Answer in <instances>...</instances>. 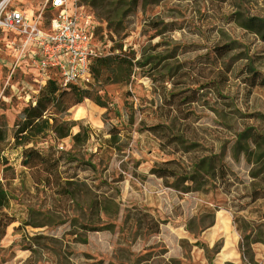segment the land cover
I'll list each match as a JSON object with an SVG mask.
<instances>
[{"label":"rangeland","instance_id":"374dc122","mask_svg":"<svg viewBox=\"0 0 264 264\" xmlns=\"http://www.w3.org/2000/svg\"><path fill=\"white\" fill-rule=\"evenodd\" d=\"M23 1L31 8L45 0ZM89 6L97 37L132 61L133 74L104 87L106 107L86 99L82 115L78 106L71 110L73 133L86 127L87 143L53 136L43 142L56 155L73 154L66 165L78 175L72 195L57 194L52 176L22 167L21 151L6 148L16 174L4 180L0 164L11 201L0 210V264H264V158L248 162L232 150L246 129H264V109L250 108L264 94L247 84L252 58L264 75V47L223 20L236 11L264 18V0H89ZM16 41L0 33V114L9 128L45 96ZM208 52L220 59L217 70L200 65ZM227 68L245 73L233 80ZM106 123L115 128L111 141ZM196 163L204 166L193 174ZM36 235L52 240L39 246Z\"/></svg>","mask_w":264,"mask_h":264},{"label":"trees","instance_id":"16d2710c","mask_svg":"<svg viewBox=\"0 0 264 264\" xmlns=\"http://www.w3.org/2000/svg\"><path fill=\"white\" fill-rule=\"evenodd\" d=\"M237 8H240V6L238 5ZM223 20L224 24H236L238 27L249 31L257 40L263 43L264 47V18L236 11L223 17ZM199 50L201 48L193 46L192 51ZM200 58L202 59L200 65L212 69V71L217 70L221 66L220 59L209 52ZM254 63L255 60L252 58L250 64L247 65L251 71L247 84L257 89L258 92L262 90V94H264V75L256 69ZM133 71L134 66L129 58L111 55L97 60L92 67L91 78L96 80L94 87L71 85L68 88H62L55 80H50L44 87L45 96L43 99L26 105L19 115V120L15 127L9 128L6 116L0 114V164L4 166L3 179L6 181L15 179L16 171L10 165L7 157L3 155L6 148L11 145L12 149L21 151L22 167L28 169L40 168L43 172L53 177V184L57 194L72 195V188L78 182V175L76 173L69 175L66 165L73 158V154L56 155L52 151L54 147L43 142L47 137L53 136L57 141L72 137L75 146L87 143L89 130L86 127H81L76 134L73 133L76 123L69 118L71 110L80 106L86 99L92 100L100 107H106L100 94L104 87L130 79ZM227 71L231 73L233 80L242 77L245 73V69H241L237 73H233L228 68ZM106 127H108V133L111 135V141L116 137L115 128L107 123ZM41 144H44L45 149L40 148ZM232 150L236 156L243 153L248 162H251L254 158H256L257 162L261 161L264 158V129H246L243 133L237 135ZM203 166V163L194 164L193 174ZM206 168L211 175L213 169L211 162L206 165ZM7 174H10V177ZM258 176L259 173H253L252 178L255 179ZM10 204V193L0 181V210L9 208ZM83 228L89 231L95 230L93 228ZM35 240L41 246V240L52 239L36 235ZM82 240L87 242L86 239L80 238V241Z\"/></svg>","mask_w":264,"mask_h":264},{"label":"built area","instance_id":"2783aa9c","mask_svg":"<svg viewBox=\"0 0 264 264\" xmlns=\"http://www.w3.org/2000/svg\"><path fill=\"white\" fill-rule=\"evenodd\" d=\"M0 33L16 36L20 58L36 69L42 84L86 85L99 59L113 55L97 37L89 0H45L31 8L23 0H0Z\"/></svg>","mask_w":264,"mask_h":264},{"label":"bare ground","instance_id":"6f19581e","mask_svg":"<svg viewBox=\"0 0 264 264\" xmlns=\"http://www.w3.org/2000/svg\"><path fill=\"white\" fill-rule=\"evenodd\" d=\"M250 108L251 109H264V100L261 97H253L250 100ZM81 111V107L78 106L77 108V115H80L79 113Z\"/></svg>","mask_w":264,"mask_h":264},{"label":"crops","instance_id":"0c3cea01","mask_svg":"<svg viewBox=\"0 0 264 264\" xmlns=\"http://www.w3.org/2000/svg\"><path fill=\"white\" fill-rule=\"evenodd\" d=\"M83 110H84V109H83V108H81V111H80L81 113H79L80 115H82V114H83ZM76 112H77V109H76ZM80 118H82V117H80ZM10 126H11V125H10Z\"/></svg>","mask_w":264,"mask_h":264}]
</instances>
